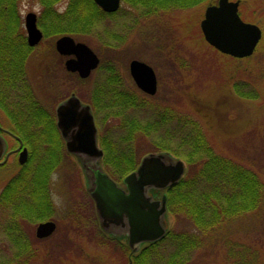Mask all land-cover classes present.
<instances>
[{
    "label": "rangeland",
    "instance_id": "374dc122",
    "mask_svg": "<svg viewBox=\"0 0 264 264\" xmlns=\"http://www.w3.org/2000/svg\"><path fill=\"white\" fill-rule=\"evenodd\" d=\"M193 4L195 0L183 5L187 7ZM65 5L66 0H63L58 9H63ZM127 5V1L122 0L120 9L128 8ZM141 10L142 7L136 8L134 12L124 9L125 12L115 14L113 18H104L93 33L75 38L91 46L100 59L99 66L85 82L65 73L61 57L53 46L57 36L43 32V38L28 53L26 62V75L33 93L40 100V106L45 107L47 112L52 111L55 103L70 91L76 92L84 100L89 98V88L104 85V76L108 75L105 67L108 65L116 68L125 84L134 85L128 63L130 59L137 58L149 63L156 73L157 90L154 95H147L152 102L170 105L183 114L188 113L199 119L217 152L251 166L264 179V79L258 82L257 88L250 77L252 72L245 70L248 66L257 72L258 69H264V44L260 41L258 50L248 58L232 57L204 40L199 28L202 6L167 7L163 13L143 18L138 15ZM28 11L38 15L40 4L36 0H22L18 5V15L25 34L23 21ZM112 33L119 34V37L125 36V39L122 42L120 38H113L119 45H109L107 41L110 42ZM243 80L248 83L244 86L246 95L241 93ZM103 109L95 110L99 135L97 141L103 136L102 144L98 141L99 145L110 142L114 146L112 142L126 137V129L119 127L121 122L116 114ZM126 114L139 119L149 129L153 127L148 122L152 123L155 115L149 108L129 109ZM176 125L182 126L181 123ZM176 125L165 122L156 131L136 132L133 139L124 141L132 146L133 155L136 158L140 156V160L144 154L158 151L155 150V144L160 139L159 135L165 131L175 134ZM182 128L184 131V126ZM99 162L103 166L102 161ZM79 165V159L65 153L52 170L49 179V217H33L34 220L28 219L22 223L34 248V254L27 256L26 262L22 264H125L123 252L114 243H102L97 224L91 223V217L79 209L83 194ZM166 215L167 226L174 230L191 228L187 219L175 222V217L168 213ZM45 219L55 221L56 230L49 237L37 239L35 226ZM5 223L7 219L0 217V262L21 260L27 254L23 249L20 258L16 257L15 253L19 249L2 231ZM221 228L205 239L204 246L191 252L188 264H235L231 259L237 250L247 252L249 259L250 253H256L258 264H264V204L243 217L222 224ZM213 242L215 244L211 245Z\"/></svg>",
    "mask_w": 264,
    "mask_h": 264
},
{
    "label": "trees",
    "instance_id": "16d2710c",
    "mask_svg": "<svg viewBox=\"0 0 264 264\" xmlns=\"http://www.w3.org/2000/svg\"><path fill=\"white\" fill-rule=\"evenodd\" d=\"M21 1L0 0V56H2L0 62L3 63L0 69L10 72L13 70L11 65L7 66L5 63L20 64L21 62H18L15 57L21 55L25 56L22 60V64H24L28 53L33 48L27 44L25 33L22 31L18 15V5ZM36 1L40 4L37 23L44 34L51 36L66 33L77 38L93 33L98 30V28L96 29L97 24L104 18H113L116 14L103 11L94 0H66V5L61 10L58 9V5L63 0ZM126 1L133 5L148 4V9L139 13L144 17L163 13V9H167V7L183 5V3H177V0ZM110 36L112 38L107 43L113 44V46L119 45L113 38H120L122 42L125 39V36L119 37V34L112 33ZM105 71L108 75L104 76V85L89 88L91 95L85 100L92 104L94 114L95 110L103 108L110 114H116L121 122L119 127L123 130L126 129L125 138L119 139L118 142H112L115 147L110 142L102 145L104 151L102 163L104 169L113 178L120 180L128 171L134 169L139 161L140 156L136 158L133 155L132 146L126 144L124 139L128 141L133 139L136 132L150 133L154 129L156 131L165 122H172L175 125L181 123L184 126V131L182 126L176 125L175 134L171 131L160 134V139L155 144V150L169 151L171 154L185 159L186 172L175 186L167 189L166 204L167 213L171 217H175V222L187 219L191 228L177 230L172 228L164 238L141 251L135 257L133 264H188L191 252L204 246L205 239L222 229V224L243 217L264 204V179L251 166L217 152L199 119L188 113L183 114L179 109L170 105L152 102L135 85L125 84L121 76H118L114 66H106ZM74 79L81 82L88 80V78L80 77H74ZM133 108L153 110L155 118L152 123L148 122L149 125L153 124V127L150 126L149 129L148 126L141 124L139 119L137 120L140 123L126 114L127 110ZM52 115V111L47 112L42 108L43 118H52ZM41 127L42 129L53 127L56 132L55 142L58 154L53 167L56 168L66 153L59 131L53 124H42ZM102 137H100V142ZM31 181L35 182V178H31ZM45 182L44 176L41 181L40 203L38 204L32 203L35 200H29L28 204L23 202L21 196L16 193L7 200L4 190L0 192V217L7 219V223L2 226V231L9 234L10 241L16 246V249H19L15 253L18 259L23 249L27 254L21 260H9V262L14 260L12 264H22L26 262L27 256L34 254L31 239L24 232L22 223L28 219L34 220L33 217L39 219L49 217L51 203L43 199L45 197ZM31 186L33 184L27 187L30 193L33 191L30 189ZM81 187L83 194L78 204L79 209L91 217V219L88 218L91 223L96 224L92 201L84 190L82 182ZM214 244V242L211 243V245ZM163 246L164 250H160ZM233 254L234 258L231 260L235 264H258V255L254 252L250 253V259L247 258V252L242 250H237ZM0 263L6 262L4 260Z\"/></svg>",
    "mask_w": 264,
    "mask_h": 264
},
{
    "label": "water",
    "instance_id": "95a60500",
    "mask_svg": "<svg viewBox=\"0 0 264 264\" xmlns=\"http://www.w3.org/2000/svg\"><path fill=\"white\" fill-rule=\"evenodd\" d=\"M104 11H115L120 0H94ZM27 43L37 44L42 31L36 24V13L29 11L24 16ZM204 39L213 47L232 56L252 53L260 38V28L242 21L235 6L222 10L208 6L200 22ZM55 49L68 55L65 67L77 71L80 77H87L99 63V57L83 41H76L68 34L55 40ZM128 69L135 85L147 94L157 90L154 69L148 63L132 58ZM56 125L65 141L69 153L88 156V167L82 172L86 177V190L92 197L95 213L102 229L111 223L128 230V244L132 247L141 241H153L164 235L167 227V192L178 183L186 171L183 159L169 151H151L144 154L137 166L125 174L118 183L101 166L102 149L97 142V128L88 104H82L72 93L55 108ZM85 160V159H84ZM80 161V160H79ZM81 165V164H80ZM82 168V166H81ZM153 192H160L159 195ZM56 228L53 220L40 221L35 226V236H49ZM133 251L136 248L133 246Z\"/></svg>",
    "mask_w": 264,
    "mask_h": 264
},
{
    "label": "flooded vegetation",
    "instance_id": "af4514ba",
    "mask_svg": "<svg viewBox=\"0 0 264 264\" xmlns=\"http://www.w3.org/2000/svg\"><path fill=\"white\" fill-rule=\"evenodd\" d=\"M121 1L122 0H120L119 9L115 11L116 14L125 12L124 9L134 12L138 7H142L141 11L147 10L149 7L148 4L133 5L127 2L128 8L120 9ZM179 1L183 2V4L192 3V0L188 2H184L183 0ZM193 5H200L203 7L200 22L204 18L205 9L208 6H214L222 10H229L235 6L236 12L241 20L253 23L261 29L259 41L253 52L249 55H253L258 50L257 46L260 41L264 44V32L262 31L264 28V0H195V4ZM181 6H183V8L190 7H186L185 5ZM140 16L143 18L142 15ZM148 16L146 15L145 17ZM200 22L199 28L201 31ZM57 54L61 57L62 68L65 73L73 78L80 77L77 71L66 69L65 60L69 58V56L59 54L58 52ZM226 55L232 56L227 53ZM1 57L2 56H0V58ZM2 64L3 63L0 62V66ZM5 64L7 66L11 65L8 63ZM48 80L50 81L49 78ZM247 85L248 83L243 80L240 87L243 95L247 93V91H244V86ZM256 87L258 88V86ZM72 92L79 99H83L77 95L76 92ZM39 101L40 100L36 98L31 89L26 72H20L15 69L10 72L9 70L0 69V192L4 190V195L7 200L11 199L13 194L15 195L16 193V195L21 196L23 202L28 204L30 203L29 200H35L34 203L37 204L40 202L41 181L44 176L46 179L44 186L45 196L50 197L51 187L49 179L52 170H54L53 167L56 164L58 154L55 142L56 135H54V137L53 135H48V128L44 129L46 134H43L41 125L53 124L57 128L55 108L61 100L57 101L53 106L52 118H42L40 116L42 107ZM91 112L94 116V112ZM94 120L96 121L95 118ZM51 128L52 127H50V129ZM64 146L65 144L63 143V147ZM69 154L80 160L79 162L82 169L88 167L89 163L86 162L88 156L74 153ZM31 178H35V182L31 181ZM84 178L86 179V177ZM87 180L88 179H86V182ZM31 184H33V186H31L30 189L33 191L30 193L27 187ZM153 194H156V192H153ZM97 232L101 239L104 240L102 241L99 238L102 243L105 241L112 244L114 243L116 248L123 252L125 264L135 263V257L138 256L139 252L145 250L151 244L148 241L142 242L137 246V250L133 251V248L128 244V230L125 227H121L119 224L111 223L108 229L101 228Z\"/></svg>",
    "mask_w": 264,
    "mask_h": 264
},
{
    "label": "bare ground",
    "instance_id": "6f19581e",
    "mask_svg": "<svg viewBox=\"0 0 264 264\" xmlns=\"http://www.w3.org/2000/svg\"><path fill=\"white\" fill-rule=\"evenodd\" d=\"M250 56H252V55H245V56H241V57H238V56H235L236 58H248V57H250ZM25 58V56H21V55H18V56H16L15 57V59L18 61V62H21L20 64H18V63H13V64H11L12 65V68L13 69H15V70H18V71H22V72H25L26 71V62H27V59L28 58H26V61L24 62V64H22V60ZM99 62H100V59H99ZM99 66V63H98V65L94 68V69H92L91 70V72L93 71V70H95L97 67ZM258 66H261V65H258ZM246 70H247V72H252V75L250 76L251 77V79H252V81H253V83H255L254 85L255 86H257L258 85V82L261 80V79H264V69H262V70H260V69H258L259 70V72H257L256 71V69H254V68H252V67H250L249 68V66L246 68ZM128 71H129V69H128ZM6 72V71H5ZM91 72H90V74H91ZM89 74V75H90ZM88 75V76H89ZM87 76V77H88ZM87 77H85V78H87ZM73 92L72 91H70L67 95H65L63 98H61V101H63V100H65V99H67L69 96H71V94H72ZM80 100V102L82 103V104H88L89 106H90V110L91 111H93L94 112V108H93V106H92V104L90 103V102H88V101H86V100H83V99H79ZM40 116L42 117V111H40ZM94 116H95V114H94ZM93 116V117H94ZM43 118V117H42ZM95 118V117H94ZM42 133L43 134H46V131H44V129L42 130ZM48 135H53V137H54V135H56V132H55V130H54V128L52 127L51 129H49L48 130ZM59 134H60V132H59ZM56 137H57V135H56ZM60 137H61V141H62V143H64L65 144V141H64V138L61 136V134H60ZM54 139V138H53ZM64 150L65 151H67L66 150V148H65V146H64ZM82 182V185H83V188H84V190H86V182L85 181H81ZM179 182V181H178ZM175 186V185H174ZM86 192H87V190H86ZM88 193V192H87ZM88 197L91 199V201H92V206H93V208L95 209V205H94V201H93V199H92V197L88 194ZM44 200H47V201H50L49 200V196L47 197V196H45L44 198H43ZM35 201H33L32 203L33 204H35L34 203ZM38 203H40V202H38ZM37 203V204H38ZM42 204V203H41ZM44 204H47V205H49L47 202H44ZM167 214V213H166ZM95 215H96V213H95ZM96 224H99V218L97 217V219H96ZM173 226V225H172ZM172 228L173 227H169V226H167L166 227V230H165V233H164V235L163 236H161L160 238H158V239H156V240H153V241H148V242H150L151 244L149 245V246H151L152 244H154V243H156L157 241H159V240H161L162 238H164L171 230H172ZM6 235H8L9 236V234L8 233H5ZM36 237V236H35ZM37 239H44V237L43 238H38V237H36ZM127 238H129V233L127 232ZM10 239V238H9ZM142 242H145V241H141L140 243H138V244H134L133 246L136 248V250H137V246H139ZM132 246V247H133ZM148 246V247H149ZM141 251H143V250H141ZM140 251V252H141ZM139 252V253H140ZM5 262H7V261H5Z\"/></svg>",
    "mask_w": 264,
    "mask_h": 264
}]
</instances>
